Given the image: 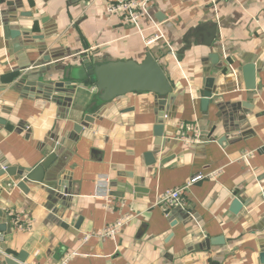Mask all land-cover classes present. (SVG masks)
<instances>
[{
  "label": "crops",
  "instance_id": "crops-1",
  "mask_svg": "<svg viewBox=\"0 0 264 264\" xmlns=\"http://www.w3.org/2000/svg\"><path fill=\"white\" fill-rule=\"evenodd\" d=\"M147 56L170 95L116 82ZM263 145L264 0H155L135 25L102 0H0V264H264ZM196 175L184 210L150 207Z\"/></svg>",
  "mask_w": 264,
  "mask_h": 264
},
{
  "label": "built area",
  "instance_id": "built-area-1",
  "mask_svg": "<svg viewBox=\"0 0 264 264\" xmlns=\"http://www.w3.org/2000/svg\"><path fill=\"white\" fill-rule=\"evenodd\" d=\"M105 5V13L108 17H116L122 23L127 25H135L138 24L148 13L150 9V5L155 0H102ZM219 0H208L211 5H215ZM160 39L158 34H154L147 38L146 44L148 46L156 43ZM190 128V127H189ZM188 129V128H187ZM198 137L195 136L193 138V142H197ZM184 142H188V139H184ZM264 150V145H263ZM250 156V153H245L241 156V158H247ZM4 170V169H3ZM217 172H212L208 174L206 177L209 179H214ZM204 178L203 175H196L192 177L184 187L177 188L174 190L167 191L163 193L159 198H157L152 204L151 208L153 207H161L165 212L169 210V208H179L180 210H184L186 206V201L183 197L185 194V190L189 188L194 183L202 180ZM97 191L96 196L104 201L105 207H110L112 195L110 194V190L108 188V182L106 178L101 177L97 181ZM168 212H166L167 215ZM133 219L132 215H124L120 217L114 224L107 226L102 232L96 234L95 236L100 239H107V238H115L119 232L127 226ZM26 219L24 216L20 217L19 215L14 216V223L15 228L17 230H23V222ZM91 236H85L83 242H86ZM3 242H4V235L0 231V255L6 256L3 250ZM76 253L67 254L63 257L59 262L55 264H69L70 259L75 256Z\"/></svg>",
  "mask_w": 264,
  "mask_h": 264
},
{
  "label": "water",
  "instance_id": "water-1",
  "mask_svg": "<svg viewBox=\"0 0 264 264\" xmlns=\"http://www.w3.org/2000/svg\"><path fill=\"white\" fill-rule=\"evenodd\" d=\"M159 18V17H158ZM216 33V28H208L206 33L202 32L199 36L202 38L203 45L206 47H211L212 42L214 40ZM216 54L213 55L215 57ZM116 82L121 85L123 88H142V87H150L151 90L159 92L158 94L164 93L167 96L170 95V86L166 80L164 73L161 68L157 64V62L151 57L147 56V58L137 67L129 66L127 70L123 73H119L115 76ZM23 84L26 87H34L36 86V82L34 81H24ZM18 87H22V83L17 84ZM54 90L56 93L60 91V85L56 86H47ZM210 94L208 92H204V97L208 98ZM163 104V103H161ZM161 126L156 127V136L161 135ZM1 172H6V169H1ZM2 231L3 228H0ZM27 257V253L25 251L21 252L17 258V261L20 264H24Z\"/></svg>",
  "mask_w": 264,
  "mask_h": 264
}]
</instances>
